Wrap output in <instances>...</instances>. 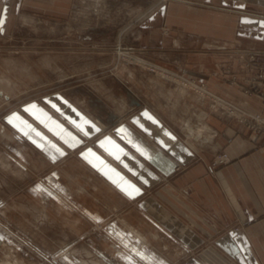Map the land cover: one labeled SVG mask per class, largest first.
<instances>
[{"label":"rangeland","instance_id":"rangeland-1","mask_svg":"<svg viewBox=\"0 0 264 264\" xmlns=\"http://www.w3.org/2000/svg\"><path fill=\"white\" fill-rule=\"evenodd\" d=\"M261 1L17 0L0 31V262L214 264L206 251L216 254L218 237L242 232V224L209 221L206 236L179 214L202 236L191 243L136 201L126 205L106 180L111 174L80 161L85 145L58 155L64 139L73 138L68 132L77 130L55 106L59 96L108 133L138 111L139 100L176 104L171 112L184 143L208 153L212 171L227 164V154L213 145L210 114L264 137V38L248 36L246 22L243 35L233 34L238 18L264 17ZM192 52L223 61L225 82L258 97L259 109L246 112L186 75L182 64ZM157 78L173 97L162 99ZM58 123L66 133H58ZM203 125L212 132L208 142L206 132L190 136ZM156 174L157 188L170 183L164 172ZM224 256L225 264H240Z\"/></svg>","mask_w":264,"mask_h":264},{"label":"crops","instance_id":"crops-1","mask_svg":"<svg viewBox=\"0 0 264 264\" xmlns=\"http://www.w3.org/2000/svg\"><path fill=\"white\" fill-rule=\"evenodd\" d=\"M15 3L17 0H0V31L6 29ZM259 4L264 7V0ZM238 19L233 34L243 35L242 22H246L250 27L248 36L264 38L263 16ZM191 25L193 29L198 26ZM186 58L182 64L186 75L205 83L209 91L246 112L259 109L258 97H245L238 86L225 82L223 61L212 60L204 52L196 59L193 52ZM233 65L234 69L238 67L237 63ZM153 84L163 92L162 99L174 96L166 92L165 80L153 79ZM57 99L60 104L55 108L67 116L77 130L76 133L68 132L73 138L64 139L67 147L65 151L57 149L59 156L85 145L79 155L80 161L92 170L111 174L106 180L116 184L126 205L136 201L140 211L173 227L179 236L191 243L203 240L202 236L183 226L179 214L206 236L211 231L209 221L224 228L235 222L242 224L245 228L242 232L229 231L218 237L215 242L218 254L209 248L207 258L214 264H225V252L240 264H264V137L250 134L243 126L210 114L207 122L217 131L213 145L229 158L227 164L212 171L208 166L209 154L193 152L184 143L171 112L176 104L163 105L160 101L151 106L139 100L140 103L135 102L138 111L107 133L93 117L80 113L61 97ZM58 125V133L67 132L65 126ZM175 167L180 171L174 172ZM158 171L170 177L167 186L157 188Z\"/></svg>","mask_w":264,"mask_h":264},{"label":"bare ground","instance_id":"bare-ground-1","mask_svg":"<svg viewBox=\"0 0 264 264\" xmlns=\"http://www.w3.org/2000/svg\"><path fill=\"white\" fill-rule=\"evenodd\" d=\"M203 115V114H202ZM201 119H204L203 117H200ZM189 125V124H188ZM190 128V127H189ZM192 129V128H191ZM195 129V128H194ZM190 130V136L192 135L193 137L197 138L198 136H200L203 132H206L207 137H205V139L203 140V142H208L210 141V138L212 137V132L209 130V128L207 127V125H203V126H198L197 127V131L196 130ZM227 160V159H225ZM135 236L139 237L140 239H143L137 232H135ZM138 238V239H139ZM147 239V238H146ZM144 240V239H143ZM126 260V259H125ZM0 264H11L9 262H0Z\"/></svg>","mask_w":264,"mask_h":264}]
</instances>
